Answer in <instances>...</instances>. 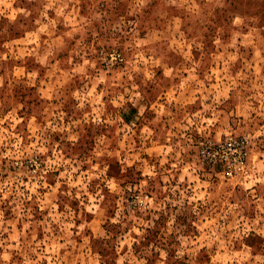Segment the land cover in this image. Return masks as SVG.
I'll return each mask as SVG.
<instances>
[{
    "label": "rangeland",
    "instance_id": "obj_1",
    "mask_svg": "<svg viewBox=\"0 0 264 264\" xmlns=\"http://www.w3.org/2000/svg\"><path fill=\"white\" fill-rule=\"evenodd\" d=\"M0 264H264V0H0Z\"/></svg>",
    "mask_w": 264,
    "mask_h": 264
},
{
    "label": "built area",
    "instance_id": "obj_2",
    "mask_svg": "<svg viewBox=\"0 0 264 264\" xmlns=\"http://www.w3.org/2000/svg\"><path fill=\"white\" fill-rule=\"evenodd\" d=\"M112 59L118 60L119 54H113ZM247 146L244 138L227 135L215 144L201 146L199 157L210 166H219L226 176L241 174L248 156Z\"/></svg>",
    "mask_w": 264,
    "mask_h": 264
}]
</instances>
